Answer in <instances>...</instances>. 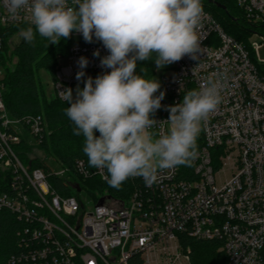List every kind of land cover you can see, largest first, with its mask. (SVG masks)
<instances>
[{
    "label": "built area",
    "instance_id": "1",
    "mask_svg": "<svg viewBox=\"0 0 264 264\" xmlns=\"http://www.w3.org/2000/svg\"><path fill=\"white\" fill-rule=\"evenodd\" d=\"M237 3L257 25L253 35L261 43L237 41L203 9L197 59L185 56L159 76L165 96L152 117L159 122L149 129L155 137L168 133L169 106L181 104L188 91L210 81L221 88L219 105L200 123L197 157L190 165L161 170L150 186L129 177L134 188L124 201L96 191L104 202L88 207L79 197L85 188L71 181V169L24 163L16 147L30 135L35 151L49 130L41 115L15 120L8 115L0 67V173L6 186L0 210L24 224L19 252L8 264H193L185 238L221 241L226 259L218 264H264V60L258 55L264 0ZM28 16L12 18L0 0V50L2 28L27 24ZM75 36L83 38L76 32L70 37ZM108 54L100 41L71 43L55 71V97L64 100L62 91L79 82L80 57L88 60L85 75L95 79L111 71L100 66ZM73 172L104 182L108 175L84 159H77ZM55 177L77 195L60 192L51 181Z\"/></svg>",
    "mask_w": 264,
    "mask_h": 264
},
{
    "label": "clouds",
    "instance_id": "2",
    "mask_svg": "<svg viewBox=\"0 0 264 264\" xmlns=\"http://www.w3.org/2000/svg\"><path fill=\"white\" fill-rule=\"evenodd\" d=\"M4 5L12 18L29 14L18 40L31 45L39 36L55 45L76 32L108 50L100 66L111 71L88 77L75 99L71 88L62 98L70 105L65 114L75 125L73 135L85 138L89 166L106 169L111 187L119 189L129 177L150 186L161 170L195 160L200 123L219 105L220 86L210 81L188 91L181 104L169 106L168 133L155 137L149 129L159 122L152 117L165 93L157 79H146L136 68L137 61L150 59L158 68L185 56L197 59L205 15L201 0H4ZM78 65L79 81L87 58L80 57Z\"/></svg>",
    "mask_w": 264,
    "mask_h": 264
},
{
    "label": "trees",
    "instance_id": "3",
    "mask_svg": "<svg viewBox=\"0 0 264 264\" xmlns=\"http://www.w3.org/2000/svg\"><path fill=\"white\" fill-rule=\"evenodd\" d=\"M203 9L211 12L218 20L224 30L237 39V41L249 46L250 36L256 31L257 25L248 20L246 13L237 3V0H201ZM28 24L7 26L2 28L3 47L0 50V67L4 71L2 78L3 101L8 115L11 118H23L24 116L41 115L49 130V134L44 136L38 148L47 156L54 157L62 168L71 169L73 175L74 164L77 159H84L88 163V157L83 152L85 138L73 135L74 123L66 116L65 109L70 105L66 100L53 97L48 99L44 91L40 70L46 69L51 76L55 77L58 61L69 54V47L72 37L61 38L58 44H48L45 38L37 36L34 44L25 43L22 39L12 46V40L18 36L19 29L27 27ZM155 54H153V57ZM154 60L137 61L136 73L143 75L146 79H152L154 75ZM143 69V71H141ZM88 77L85 75L74 84L73 98L76 96V88L84 87V82ZM159 95V92L156 93ZM99 136V132H95ZM30 135L24 138L22 143L16 147L24 163L32 162V167L48 169L49 162L39 157L31 158L34 146L30 144ZM89 164V163H88ZM0 173V191L4 190L5 182ZM74 178L81 187L86 188L92 194L94 191L100 193L107 192L110 196L124 201L133 190V182L128 178L119 189L111 187L97 176L89 178ZM51 181L60 192L66 195H77L75 190L64 186V183L55 178ZM95 197L96 202L101 197ZM23 222L7 209L0 210V264H8L11 256L19 252L20 231L23 230ZM184 244L191 246L193 264H218L225 261V254L220 251L222 242L219 240H183ZM130 264H139L138 261L131 260Z\"/></svg>",
    "mask_w": 264,
    "mask_h": 264
},
{
    "label": "rangeland",
    "instance_id": "4",
    "mask_svg": "<svg viewBox=\"0 0 264 264\" xmlns=\"http://www.w3.org/2000/svg\"><path fill=\"white\" fill-rule=\"evenodd\" d=\"M20 41V39L18 40V36L14 37L12 40V46H14L15 44H17ZM85 41L82 37L79 36H75L72 38V43L75 44L77 42H83ZM97 40H95V38L93 39V42H95ZM250 43H261L263 41V39L261 38V36L259 35H251L250 39H249ZM258 55L259 58L261 60H264V45L258 50ZM63 63L67 62V59H63L62 60ZM171 66V64L169 65H165L162 68H158L156 66V64L154 65V75L153 78L159 80V76L164 73L167 72V68ZM40 79L44 88V91L46 93V96L48 99H51L53 97H55V92H54V88H53V77L51 76V74L46 70V69H42L40 70ZM39 157L45 161H48L50 165H52V167L56 168V169H61V165L59 164V161L57 162V160L54 157H49L47 156L42 150H40L39 148H36L35 151L32 153V157ZM71 181L74 182L76 181V179L74 178V175L71 176ZM74 193H77L76 191ZM95 196L96 197H102L101 194L96 193V190L94 191ZM79 197L85 202V204L88 207H92L93 203L96 202V200L93 199L91 192H89L86 188L80 192Z\"/></svg>",
    "mask_w": 264,
    "mask_h": 264
},
{
    "label": "water",
    "instance_id": "5",
    "mask_svg": "<svg viewBox=\"0 0 264 264\" xmlns=\"http://www.w3.org/2000/svg\"><path fill=\"white\" fill-rule=\"evenodd\" d=\"M104 201H103V199H101L100 201H99V204H102Z\"/></svg>",
    "mask_w": 264,
    "mask_h": 264
}]
</instances>
